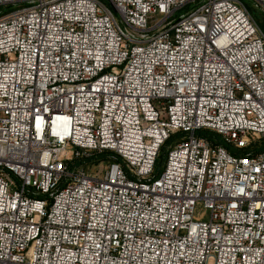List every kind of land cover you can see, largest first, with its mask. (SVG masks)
<instances>
[{"label":"built area","instance_id":"built-area-1","mask_svg":"<svg viewBox=\"0 0 264 264\" xmlns=\"http://www.w3.org/2000/svg\"><path fill=\"white\" fill-rule=\"evenodd\" d=\"M0 5V264H264V0Z\"/></svg>","mask_w":264,"mask_h":264},{"label":"trees","instance_id":"trees-1","mask_svg":"<svg viewBox=\"0 0 264 264\" xmlns=\"http://www.w3.org/2000/svg\"><path fill=\"white\" fill-rule=\"evenodd\" d=\"M257 17H258V20H259V23H260L262 29L264 30V14L263 13H258ZM199 134L208 137L212 142H214L216 144H225L226 145L223 137L220 134L216 133V132H213V131H210V130H204V131H200ZM185 135H186L185 132H178V133L174 134L170 138V140L168 141L167 145H169L175 138L183 137ZM261 143H262L261 144L262 148H264V139L262 140ZM165 149H166V152H165ZM166 153H167V146H164L163 149H162L160 158H159V164H158L159 166L164 162V160L166 158ZM114 154H115L114 152H108L107 151V152L96 154V155H94L91 158H86V159H81V160L82 161L89 160L91 162L92 161L93 162H100L102 160L109 161V160H111L113 158ZM119 159L121 160L120 157H119Z\"/></svg>","mask_w":264,"mask_h":264},{"label":"rangeland","instance_id":"rangeland-1","mask_svg":"<svg viewBox=\"0 0 264 264\" xmlns=\"http://www.w3.org/2000/svg\"><path fill=\"white\" fill-rule=\"evenodd\" d=\"M7 8L4 9V5H0V12H4ZM187 8H184L182 10H180L179 12L180 13H184L186 12ZM256 17L258 15V13L260 12H254ZM258 19V17H257ZM259 21V20H258ZM165 152H166V149H165ZM88 161V162H87ZM83 163L86 165L87 169L92 172V173H101L103 172L104 170L107 169V166L109 164V161H106V160H102L100 162H91L89 160H85L83 161Z\"/></svg>","mask_w":264,"mask_h":264}]
</instances>
